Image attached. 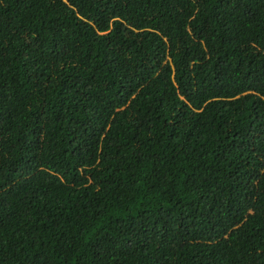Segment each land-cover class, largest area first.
Returning <instances> with one entry per match:
<instances>
[{
  "label": "trees",
  "instance_id": "1",
  "mask_svg": "<svg viewBox=\"0 0 264 264\" xmlns=\"http://www.w3.org/2000/svg\"><path fill=\"white\" fill-rule=\"evenodd\" d=\"M0 264H264V0H0Z\"/></svg>",
  "mask_w": 264,
  "mask_h": 264
}]
</instances>
